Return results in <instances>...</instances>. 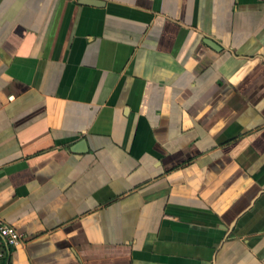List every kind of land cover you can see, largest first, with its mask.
Segmentation results:
<instances>
[{"label": "crops", "instance_id": "crops-1", "mask_svg": "<svg viewBox=\"0 0 264 264\" xmlns=\"http://www.w3.org/2000/svg\"><path fill=\"white\" fill-rule=\"evenodd\" d=\"M95 1L0 0V264H264V0Z\"/></svg>", "mask_w": 264, "mask_h": 264}, {"label": "built area", "instance_id": "built-area-1", "mask_svg": "<svg viewBox=\"0 0 264 264\" xmlns=\"http://www.w3.org/2000/svg\"><path fill=\"white\" fill-rule=\"evenodd\" d=\"M24 240L23 233L15 227L0 222V243L6 242L8 245H18Z\"/></svg>", "mask_w": 264, "mask_h": 264}, {"label": "water", "instance_id": "water-1", "mask_svg": "<svg viewBox=\"0 0 264 264\" xmlns=\"http://www.w3.org/2000/svg\"><path fill=\"white\" fill-rule=\"evenodd\" d=\"M86 2H88V3H93V4H95V3H97V1H95V0H85ZM210 45H212V46H214L215 47V45H214V43H212L211 41H207Z\"/></svg>", "mask_w": 264, "mask_h": 264}]
</instances>
